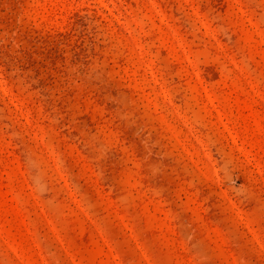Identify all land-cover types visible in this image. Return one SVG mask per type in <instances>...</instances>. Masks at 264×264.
<instances>
[{"label":"rangeland","instance_id":"obj_1","mask_svg":"<svg viewBox=\"0 0 264 264\" xmlns=\"http://www.w3.org/2000/svg\"><path fill=\"white\" fill-rule=\"evenodd\" d=\"M0 264H264V0H0Z\"/></svg>","mask_w":264,"mask_h":264}]
</instances>
